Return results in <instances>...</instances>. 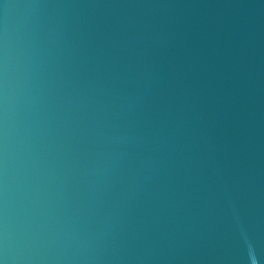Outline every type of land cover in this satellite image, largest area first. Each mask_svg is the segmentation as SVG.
<instances>
[{
    "label": "water",
    "instance_id": "95a60500",
    "mask_svg": "<svg viewBox=\"0 0 264 264\" xmlns=\"http://www.w3.org/2000/svg\"><path fill=\"white\" fill-rule=\"evenodd\" d=\"M0 264H264V0H0Z\"/></svg>",
    "mask_w": 264,
    "mask_h": 264
}]
</instances>
